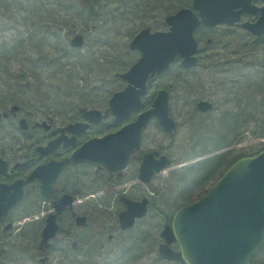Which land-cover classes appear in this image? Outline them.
Segmentation results:
<instances>
[{
	"label": "rangeland",
	"instance_id": "rangeland-1",
	"mask_svg": "<svg viewBox=\"0 0 264 264\" xmlns=\"http://www.w3.org/2000/svg\"><path fill=\"white\" fill-rule=\"evenodd\" d=\"M2 1L0 42L8 47L0 48L4 53L0 59L1 102L8 96L7 91H12V88L21 89L30 81L32 86L55 88L59 92L57 95H60V100L51 96L27 103L13 102L2 107L0 156L11 158L13 163L29 156L38 144H42L38 142L50 134L45 127L36 126L37 122L46 120L53 126H62L83 117L80 107L99 108L106 112L111 95L126 85L118 73L126 71L140 57V52L129 46L135 34L145 25L153 30L168 29L164 21L166 15L160 14L157 7L148 10L152 14L145 15V19L140 14L136 15L144 5H135L140 11L132 7V12L124 11L118 3L102 0H93L95 3L92 2L91 9L87 7V0H64L47 1L43 8L35 10L36 13L30 11V6V10L24 8L25 12L22 13L16 10L13 15L14 7L10 0ZM136 1L139 4L146 1L157 6V0ZM77 3H81L79 15L73 12ZM105 3L103 12L101 8ZM110 10L120 11L112 20L104 21V13ZM29 15L34 17L30 18ZM23 16L26 17L25 21ZM78 33L84 35L85 43L73 46L71 40ZM200 39L199 65L191 69L174 66L169 72L155 76L148 93L150 101L159 88L168 89L171 93V114L178 123L177 129L171 134L155 122L145 131L143 150L162 149L173 158L172 165L154 180L156 194L148 214L138 220L133 228L123 229L119 225L117 210L121 206L117 202L116 192L124 188V182L122 185L109 184L106 203L103 205L95 202L92 196H79L77 209L89 216L88 225L76 228V236L70 241L65 242L64 235H60L47 264H168L159 253L162 240L160 231L169 216L191 201L179 194L185 186L180 181L182 173L191 163L203 158L202 154L205 153L197 146L200 141L197 128L200 127L199 121L203 120L199 116L205 113L198 109V101H212L213 107L208 110L212 111V116L207 121L218 126L217 117L222 116L225 110H237L235 104L239 100V89L250 80L254 81L264 75V37L257 38L241 26L222 24L207 28ZM8 69L11 71L7 72ZM34 71H37L36 74L31 76L29 73ZM14 106L17 109H13ZM21 117L27 119L28 130L20 128ZM105 121L113 123L112 114ZM252 127L253 131L236 137V144L223 150L237 148L245 154L261 150L264 137L260 135L259 128ZM227 141L232 142V137ZM206 152L210 157L217 154L214 149ZM92 168L80 164L67 166L62 173V186L65 184L69 190L81 194L99 188L91 181L95 178ZM134 169L135 165L129 171L131 180L127 179L128 184L139 183L134 180ZM74 173L78 176L74 177ZM188 181L185 179L186 183ZM179 184L183 186L180 189ZM101 192L100 189L96 193ZM36 193L33 189L25 205L15 209L12 217L14 228L4 235L3 242L0 241V249L4 250L0 264H42L48 259L31 258L36 254L40 239L39 224L31 220L42 214L34 211L43 207L42 200L36 201ZM131 193L142 197L149 194L148 189L141 185H134ZM28 212L32 214L26 215ZM73 240L78 242L76 250L70 245ZM254 258L253 264H264V253Z\"/></svg>",
	"mask_w": 264,
	"mask_h": 264
},
{
	"label": "water",
	"instance_id": "water-1",
	"mask_svg": "<svg viewBox=\"0 0 264 264\" xmlns=\"http://www.w3.org/2000/svg\"><path fill=\"white\" fill-rule=\"evenodd\" d=\"M251 10H256L252 0H193L191 7H182L166 17L169 30L152 31L147 27L138 32L130 47L138 49L141 56L128 71L120 74L128 85L113 94L109 106L116 123L136 112L137 117L116 131L90 138L62 161L52 160L38 166L27 180L38 177L43 187L45 184L48 186L68 162L90 161L115 171L126 168L134 152L141 148L144 132L152 120L156 119L167 133H172L177 127L170 112V92L167 89H159L151 107L143 110L149 79L168 70L178 56L182 57L184 68L198 64L199 42L195 31L201 24L233 25L241 19L244 11ZM262 10L263 15L257 22L243 23L257 35L264 32V7ZM83 43L84 37L80 34L72 40L73 46H82ZM212 107L209 100L198 102V108L203 112ZM80 111L88 122H73L60 130L67 129L76 135L105 118L100 109L83 107ZM20 123L23 129L29 128L27 119L21 118ZM41 125L50 126L47 123ZM63 140L70 145L75 136L63 134L38 149H54ZM170 163L168 154H161L157 149L148 151L143 156L139 177L149 182ZM6 167V160L0 158V173ZM24 182L19 180L11 186H4L3 194L0 193V219L8 216L11 207L24 199ZM122 198L127 207L120 213V222L122 228L127 229L136 223L137 218L147 214L150 200L147 197L140 201L127 196ZM65 205L61 204L59 211ZM85 220L84 216H79L78 224L85 225ZM57 230L56 216L51 215L42 242L48 243L56 236ZM161 234L165 242L160 245V253L169 260L187 264H251L252 257L264 245V149L236 160L206 194L179 208ZM174 242L178 243V250L171 246Z\"/></svg>",
	"mask_w": 264,
	"mask_h": 264
},
{
	"label": "flooded vegetation",
	"instance_id": "flooded-vegetation-1",
	"mask_svg": "<svg viewBox=\"0 0 264 264\" xmlns=\"http://www.w3.org/2000/svg\"><path fill=\"white\" fill-rule=\"evenodd\" d=\"M253 6L256 7V10L251 11H244L242 18L243 20H249L251 22H257L259 18L263 15L262 8L264 7V0H252ZM241 24H237L236 26H240ZM257 37V36H255ZM264 37V34L261 36H258L257 38ZM109 111L105 112V117H110ZM106 119V118H105ZM103 119L101 122L97 124H92L89 128L86 130H83L76 135H74L71 132H68L67 130H60V128H64V125L62 126H49L48 131H50V134L46 136L45 138L41 139L40 142L42 144H38L33 152L30 153L29 156L24 157L23 160L17 159L14 163L11 158L6 159L4 156H0V158H3L7 161V167L4 171L0 173V193H2L4 186H11L15 184L17 181L22 179H28V177L32 174L33 170L43 164L48 163L52 160H64L65 158L69 157L75 149H77L79 146H81L84 142L88 141L90 138H93L95 136H102L106 133H108L112 129V127H117L120 125V123H114L111 127L112 123H107ZM84 117H79V119H74V121H84ZM111 127V128H110ZM109 130V131H108ZM108 131V132H106ZM67 135L69 137L75 136V140L72 144L66 145L65 140L59 142L54 149L48 150V151H41L38 148L46 147L49 142L56 140L60 138L62 135ZM47 138V139H46ZM45 142V143H44ZM150 149L143 150V148L137 150L127 165L126 168L122 170H109L104 166H100L96 163H92L90 161H79V162H69L66 163L64 168L61 170L59 175L52 179V181L48 184V186L45 184L44 187L42 186L43 182L40 178L35 177L34 179L30 181H26L23 184V188L25 191L24 199L16 203L11 207L9 210L8 216H3V218L0 219V241H4V235L8 234L13 228H14V221L13 216L15 214V209L18 206L25 205L27 202L30 194L32 193V190L34 189L37 193V199L36 201L43 202V207L41 209H37L34 212H42V214H39L38 216L34 217V222H37L39 224V233H40V239L37 244V247L35 249L34 255L31 256L32 259L42 257H48V259L43 262L42 264H47V262L50 260V256L52 255L55 247H56V241L59 239L60 235H64L65 242L70 241L74 236H76V228L80 227H86L88 225L89 216L86 213H81L78 211L77 203H80V197L79 196H92L93 200L95 202L100 203V205H103L107 198L106 192L108 191L109 184L112 183V185H119L123 184L124 182V188L122 190H117V202L120 204L121 208L117 210L118 212V223L121 226L120 223V213L126 209V203L123 200V196H127L132 200H142L145 197H148L150 199V204H152V201L154 200L155 193V184L154 180L157 178L159 173H156L154 177L149 182H144L139 177V170L140 165L143 160L144 154L149 151ZM21 159V158H20ZM85 165V166H91L92 169L95 172V178L91 181L93 184H97L99 188H93L91 189L87 194H81L77 191H71L69 190L65 184L64 187L62 186L61 177L63 171L67 168L69 165ZM133 165H135L134 171L132 173L134 174V177L136 181H138V184H128L127 179L130 181V174L129 171L132 169ZM100 173H103L100 174ZM73 176H78L77 173H74ZM50 185V186H49ZM134 185H141L142 187H146L148 189V193L145 196L141 195H135L131 193V188ZM66 187V188H65ZM102 190L101 194H97L99 190ZM12 189L11 191H13ZM8 194V190L6 191V196ZM66 204L63 210L59 211V207L61 204ZM32 213L28 212L26 215L30 216ZM51 215L56 216V221L58 223V230L55 237L50 239L48 242H42L44 237V229L48 223V219ZM79 216H84L86 218L85 225H79L78 224V218ZM144 218V217H143ZM142 218H139L140 220ZM138 222V221H137ZM166 224V223H165ZM162 240L159 244H161ZM71 247L73 249H78V242L77 240L71 241ZM4 254V250L0 249V257ZM38 259V260H39Z\"/></svg>",
	"mask_w": 264,
	"mask_h": 264
},
{
	"label": "trees",
	"instance_id": "trees-1",
	"mask_svg": "<svg viewBox=\"0 0 264 264\" xmlns=\"http://www.w3.org/2000/svg\"><path fill=\"white\" fill-rule=\"evenodd\" d=\"M4 1V0H3ZM2 1V2H3ZM8 1V0H7ZM47 1H64V0H10L12 7H14L12 14L15 15V11L18 10L21 13L25 12L23 10L24 8L29 9L30 6L32 7L33 13H36L35 11L37 8L41 7L43 8L44 3ZM71 0H67L66 2H69ZM106 3H118L124 11H132V7L135 8V5H144V7H141L140 9L137 7L135 8V11L139 10V13H134L138 16L140 14V17L142 16L145 18V15L152 14L149 13L148 10H153V8L157 7L160 9V14L167 15L171 12L176 11L177 9L187 6L191 4L188 2L189 0H157V6L155 4H149V2L146 1H140L141 3H137L136 0H102ZM191 1V0H190ZM93 0H87V7L88 9H91V5ZM95 3V2H94ZM103 3V2H102ZM102 5V10L104 9L105 5ZM79 4L77 3V7L73 9V12L75 14H80L81 8H79ZM101 4V3H100ZM165 4V6H164ZM61 5V4H59ZM71 7V6H70ZM67 8L69 6L67 5ZM87 9H85L86 11ZM105 10H103L104 12ZM120 10H110V12H105V18L104 21L112 20V17L114 18V15L119 13ZM133 12V11H132ZM159 14V15H160ZM30 16V15H29ZM34 17V16H33ZM30 16V18H33ZM84 17V16H83ZM29 18V19H30ZM79 19H82V17H78ZM146 19V18H145ZM17 20V18H16ZM23 20H26V17L23 16ZM146 26V25H145ZM106 34V33H105ZM105 34L103 37H105ZM261 40L257 39L256 41ZM1 43V42H0ZM2 46H7L5 43L0 44V48ZM13 51V50H12ZM73 51V50H72ZM4 53L3 50H0V59L3 58ZM3 63H6V61L1 60ZM2 64V63H0ZM177 66L180 67V64L178 63V60L173 64L172 67ZM172 67L167 71L169 72ZM62 69V65L60 66ZM11 70H7L9 72ZM34 71L33 73H29L31 76L36 74ZM31 81L26 85L23 86L21 89H14L7 91V95L4 99L0 100V110H3V106H8V104L13 102H21V103H27L32 100L39 101L40 99H45L47 97L56 96L55 100H60V95L58 91H55L57 89H51V88H44L43 86H32ZM60 87V86H59ZM238 94V103L235 104L237 107V110H225L222 113V116L217 117V120L219 122V125H215V123H210L207 121V119L212 116V111H206L205 113L201 114L199 117H202L203 120H201L199 129L200 132V138L199 143L197 146H200L202 149L200 150L203 153L201 159L198 161L191 163V165L187 166L185 172L182 173L181 182H184V189H180L181 192L179 193L181 196H184L185 200H191L188 201L189 203L194 201L195 199L201 197L209 187L223 174V172L238 158L255 154L248 153L245 154L244 152H239L236 149H227L223 150L225 148H229L232 144H236V140L234 139L236 137H241L244 135L245 132L253 131L252 126H256L255 128H259L261 131V136L264 137V75H261L259 79H256L254 81H249L248 84H246L243 88H240L237 92ZM52 98V97H51ZM46 102V101H44ZM150 102V101H149ZM215 117V116H214ZM205 120V121H204ZM216 121L215 119H213ZM228 131L231 133L228 135ZM204 132V133H203ZM232 137V142L227 141V139H230ZM239 140L237 139V143ZM210 149H214V151L217 152L215 156H207V152ZM223 150V151H222ZM222 151V152H220ZM220 152V153H219ZM257 153V152H256ZM198 153H195V155ZM184 171V170H183ZM189 177V178H188ZM185 179H189V181L186 183ZM184 180V181H182ZM187 189H186V188ZM193 187V188H192ZM192 188V189H191ZM179 196V197H181ZM172 216H169L168 221L170 222L172 219ZM259 253H264V245L259 249L256 255ZM255 258H253L254 263ZM168 264H185L180 261H168Z\"/></svg>",
	"mask_w": 264,
	"mask_h": 264
}]
</instances>
